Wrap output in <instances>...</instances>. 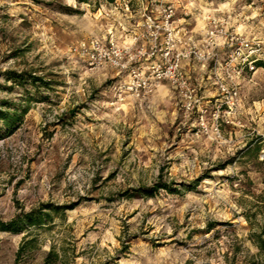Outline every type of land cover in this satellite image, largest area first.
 Returning <instances> with one entry per match:
<instances>
[{"label": "rangeland", "instance_id": "rangeland-1", "mask_svg": "<svg viewBox=\"0 0 264 264\" xmlns=\"http://www.w3.org/2000/svg\"><path fill=\"white\" fill-rule=\"evenodd\" d=\"M173 1L196 30L226 16L264 46V0ZM104 3L0 0V110L18 117L0 119V219L59 210L0 230V264H42L51 248L55 264H247L258 252L247 217L264 219V65L241 82L236 111L218 121L208 111L206 129L169 86L147 105H114L115 69L90 70L69 52L138 19L107 16Z\"/></svg>", "mask_w": 264, "mask_h": 264}, {"label": "built area", "instance_id": "built-area-1", "mask_svg": "<svg viewBox=\"0 0 264 264\" xmlns=\"http://www.w3.org/2000/svg\"><path fill=\"white\" fill-rule=\"evenodd\" d=\"M110 6L105 15L121 11L128 19L122 32L82 38L69 52L90 70L110 67L119 77L114 85L111 103L123 105L128 99L139 106L147 105L162 85L169 86L185 113L198 112V125L207 128L208 111L221 120V111L228 115L241 101V82L246 74L264 65V46L236 32L226 16L208 14L199 30L188 28L178 15L174 1L168 0H105L98 11ZM132 22V23H130ZM126 39L122 43L119 42ZM197 64L207 71L216 88L214 100L204 93L203 86L193 79L184 62Z\"/></svg>", "mask_w": 264, "mask_h": 264}, {"label": "trees", "instance_id": "trees-1", "mask_svg": "<svg viewBox=\"0 0 264 264\" xmlns=\"http://www.w3.org/2000/svg\"><path fill=\"white\" fill-rule=\"evenodd\" d=\"M108 1L112 2L114 0H108ZM22 77L23 74L20 73L11 76V78L14 79V81H18ZM29 79L33 83H36L38 81L40 82L43 80L39 76H35L32 74H29ZM0 119L5 123V125H7V127H12L15 121H17L18 117L14 113L0 110ZM159 185H164V184H162L161 181H157L155 185L152 187V189L154 190L158 189L159 187H161ZM258 197L260 198V202L262 203L258 207L264 208V191H262ZM43 206H45L43 208L51 209V212L38 208V209H31L27 212L23 211L17 213L13 218H11L8 221H3L0 219V230L14 231V232L24 230L25 224L30 226L39 225L41 223H44V221L50 220L52 213H58L59 211L57 208L52 207L51 204H43ZM247 220L249 221V226L251 228L249 232V239L252 241L253 245L258 249V252L255 255H253V257L249 262H247V264H264V219H262V221L259 223L251 222L249 217H247ZM26 232L27 233L25 234V237L27 238L30 231H28L27 229ZM23 249H24V244L20 246L17 252V256L21 254V251ZM58 259H59V253H57L53 248H51L47 252L42 264H55Z\"/></svg>", "mask_w": 264, "mask_h": 264}, {"label": "crops", "instance_id": "crops-1", "mask_svg": "<svg viewBox=\"0 0 264 264\" xmlns=\"http://www.w3.org/2000/svg\"><path fill=\"white\" fill-rule=\"evenodd\" d=\"M168 1H173V0H168ZM175 2V1H174ZM188 12H185V14H187ZM185 19V22L188 26L189 29L193 30V31H196V27L191 25L190 21L186 18ZM115 34L118 35V31L115 30ZM118 39H120L119 42H123V41H126V39H122L120 38V36H117ZM184 66L185 68L189 71V73L191 74V76L193 77L194 80H196L199 84H201L203 86V89H204V93L208 96L207 92H209L210 94H215L216 93V88L214 87V85L212 84V80L210 78V76H208V73L206 70L200 68L197 64L195 63H190V62H184ZM163 86H167L166 84L165 85H162L161 87Z\"/></svg>", "mask_w": 264, "mask_h": 264}, {"label": "bare ground", "instance_id": "bare-ground-1", "mask_svg": "<svg viewBox=\"0 0 264 264\" xmlns=\"http://www.w3.org/2000/svg\"><path fill=\"white\" fill-rule=\"evenodd\" d=\"M88 7V6H87Z\"/></svg>", "mask_w": 264, "mask_h": 264}]
</instances>
